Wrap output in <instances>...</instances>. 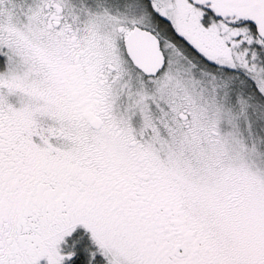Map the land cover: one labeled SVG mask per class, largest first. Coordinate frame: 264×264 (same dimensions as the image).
Here are the masks:
<instances>
[{
	"label": "snow or ice",
	"instance_id": "6c2138e0",
	"mask_svg": "<svg viewBox=\"0 0 264 264\" xmlns=\"http://www.w3.org/2000/svg\"><path fill=\"white\" fill-rule=\"evenodd\" d=\"M0 264H264V0H0Z\"/></svg>",
	"mask_w": 264,
	"mask_h": 264
}]
</instances>
